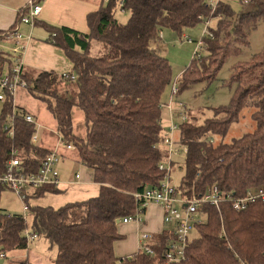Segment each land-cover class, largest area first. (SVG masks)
Instances as JSON below:
<instances>
[{
  "label": "trees",
  "instance_id": "16d2710c",
  "mask_svg": "<svg viewBox=\"0 0 264 264\" xmlns=\"http://www.w3.org/2000/svg\"><path fill=\"white\" fill-rule=\"evenodd\" d=\"M250 4L254 9L244 12L224 1L213 9L207 0H103L88 14L90 33L41 22L49 32L47 40L65 51L73 70L65 74L22 67L21 78L29 93L46 104L60 140L77 151L100 188L96 196L59 208L30 205L31 223L29 214L0 208V254L6 255L0 259H6L8 251L30 249L43 237L57 250L54 264H264V199L242 211L230 201L221 202L219 210L205 204L206 221L195 225L183 261H167L175 234L164 222L163 209L157 231L141 223L143 231L155 232L152 254L137 251L118 257L115 252V244L126 237L121 224L135 223H125L124 218L136 213L144 217L151 204L141 208L134 194L159 185L165 177L160 164L167 160L162 143L170 118L165 121L162 104L173 72L156 42L165 28L182 36L185 27L216 19L209 27L211 35L201 38V57L193 58L179 76V93L210 83L226 60L241 52L240 46H249V34L259 21L264 24V0ZM117 8L130 13L127 22L116 18ZM25 13L27 9L20 11L19 20ZM93 42L104 46L102 54H92ZM11 69L13 60L0 51V75ZM228 85L233 88L228 104L214 107L202 123L195 122L187 105L188 118L179 123L177 145L187 152L177 188L187 198L213 186L233 197L264 187V48L232 66ZM17 108L8 94L0 118V173L12 158L20 159L25 173H38L43 160L56 150L33 143L37 124L26 120L28 111ZM75 108L83 113L84 135L75 130ZM245 108L253 109L254 129L224 141ZM12 116L15 130L10 135L5 127ZM5 190L11 189L0 185V194ZM30 191L29 199L61 192L55 184ZM31 235L36 237L30 239ZM29 259L16 263L34 264Z\"/></svg>",
  "mask_w": 264,
  "mask_h": 264
},
{
  "label": "rangeland",
  "instance_id": "374dc122",
  "mask_svg": "<svg viewBox=\"0 0 264 264\" xmlns=\"http://www.w3.org/2000/svg\"><path fill=\"white\" fill-rule=\"evenodd\" d=\"M228 3L234 8V10L244 12L254 9V5L250 3H242L240 0H227ZM115 16L120 22H127L130 18V13L128 11H123L120 8H117L115 11ZM214 20L211 21V26H214ZM206 24L204 21L197 23L195 26L185 27L183 29L182 36H180L172 28H165L163 30L165 37L161 36V40L157 41V45L161 49L163 56L168 58L169 63L173 72V81H177V78L182 74L185 68L190 65L191 61L194 58L195 50L199 40L205 35ZM184 36V37H183ZM188 37V38H187ZM189 37L191 40H189ZM249 46H240L241 52L237 55H232L229 57L223 67L218 72L217 78L211 81L210 83H199L191 86L190 88L184 90L182 93H179L177 96H174V102L181 101L187 104L192 110V115L196 123H202L206 117L212 115V109L221 105H226L230 102L233 88H230L228 85V79L231 74L232 66L239 62L249 60L251 56L255 53L260 52L264 48V24L260 20L257 27L251 30L249 34ZM99 46V47H98ZM12 49H4L6 52H11ZM104 52V46L98 42H93L92 54L100 55ZM7 71H4V73ZM172 84L169 85L164 102L168 103L171 98ZM179 85V82H178ZM23 92V93H22ZM4 102L0 101V118L3 109ZM14 104L19 106L17 109L28 110L35 113L37 118V132L39 136L38 144H54L59 150L65 149L66 145L60 140V136L56 131V121L52 113L47 109L46 104L32 96L27 89H20L18 94L14 98ZM253 109L245 108L241 113V118L239 122H236L232 125L228 134L225 136L224 141L229 142L234 137H238L245 132L252 131L255 127V123L251 118V113ZM74 121H75V130L79 135H84L86 131V126L84 123L83 113L79 108H75L73 111ZM163 115L165 121H169V110L164 107ZM10 120V118H9ZM46 135V136H45ZM45 136V137H44ZM175 139L179 136V132H174ZM219 139H217L218 141ZM56 152H59L56 150ZM181 154L183 150H180ZM172 160L176 163L173 164V171L171 176V183L174 186H178L181 182V179L184 175V162L185 156L179 155L178 153L172 155ZM80 160L75 149L69 150L68 155L61 157L59 156V162L57 163V169L59 171L60 179L61 176L66 180H74V177L78 171L81 173ZM88 186L91 188L90 191L93 192L98 189L94 184L88 182ZM71 187V186H70ZM83 190V187H77L76 192ZM64 194V193H63ZM63 194H51L54 198H59L65 202L67 200L66 195ZM87 195V194H86ZM85 195V196H86ZM84 196V197H85ZM88 196H94L89 194ZM48 197V196H47ZM50 196L49 198H51ZM82 197V198H84ZM2 203L4 202V207L7 209L9 214H23V203L22 200L17 196V194L11 190H5L2 195ZM66 198V199H65ZM81 199V197H80ZM48 204V203H46ZM180 208V206L178 205ZM28 222L31 223V215H28ZM40 238H37L33 243L30 244V249H16L7 252V258L4 259L3 264H18L16 263L17 259H23L29 256V260L35 262L37 261L36 255H42L41 264H51L52 260H55V249L47 246V249L44 252L36 251L33 244L38 241ZM30 254V255H28Z\"/></svg>",
  "mask_w": 264,
  "mask_h": 264
},
{
  "label": "built area",
  "instance_id": "2783aa9c",
  "mask_svg": "<svg viewBox=\"0 0 264 264\" xmlns=\"http://www.w3.org/2000/svg\"><path fill=\"white\" fill-rule=\"evenodd\" d=\"M108 2L109 0H104ZM242 3H250L251 0H240ZM30 11L23 14L20 18L21 23H25L33 26L35 20L41 13L42 7L36 3L35 0L30 1ZM215 9L216 4H212ZM211 20L205 21V34H210L209 27ZM15 38L19 39L20 35L15 34ZM188 38V37H187ZM189 40H191L189 38ZM203 46V40L200 39L194 54V58H200V50ZM16 51V50H15ZM21 64H17L13 69L8 70L0 75V101L5 102L7 95H11L14 98L18 94L20 89H28V85L25 80L21 78ZM66 74V73H65ZM178 80V78L176 79ZM179 94L178 82L174 81L172 84L171 98L168 103L162 104V107H166L169 110L170 121L169 129L165 131L164 142L162 146L167 150V160L160 164V169L165 171V177L162 182L153 187L145 188L144 191L135 193L134 196L141 208L147 207L149 203L160 204L164 211V222L169 229L174 230L175 238L169 244L166 251V257L168 263H176L186 259V251L188 243L192 237V232L196 224H202L206 221L203 214V207L209 203L216 206L219 210L221 202L230 201L232 207L236 211H242L248 207V205L257 200L264 199V187L251 190L246 196L233 197L226 195L218 187H209L208 191L200 196H192L187 198L180 194L177 186L171 183V176L173 171L172 155L178 153L181 154V147L177 145V141L174 136V132L180 128V122H185L188 118L187 104L177 101L174 102V96ZM15 105V104H14ZM13 116L10 117L9 122L6 124V129L10 135L14 134L15 126ZM26 120L30 123L37 124L35 117L32 114L26 115ZM33 143L38 144L39 136L36 132L32 137ZM66 145V148L72 149L71 145ZM187 148H183L182 155H185ZM59 152H52L45 160H43L40 171L38 173H25L24 168L21 165L19 158H12L6 167L4 173H0V185H4L7 188L15 192L23 202L24 214L30 213L29 205V193L31 189L41 187L46 184H55L59 186L60 175L57 169V163L59 162ZM79 177V175H77ZM180 206V208L178 207ZM143 214L136 213L134 216L124 218L123 222H135L141 224L143 222ZM30 239H34L36 236H29ZM155 240V234L142 231L139 235L138 252H145L148 254L153 253V249L150 243ZM5 255L0 254V258Z\"/></svg>",
  "mask_w": 264,
  "mask_h": 264
},
{
  "label": "crops",
  "instance_id": "0c3cea01",
  "mask_svg": "<svg viewBox=\"0 0 264 264\" xmlns=\"http://www.w3.org/2000/svg\"><path fill=\"white\" fill-rule=\"evenodd\" d=\"M30 1L31 0H0V51L11 57L13 60V67L20 63L26 70H45L55 71L57 73L72 71L73 64L67 57L65 51L47 40L49 32L41 22H48L53 25L65 26L79 32L90 33V28L87 23L88 14L97 11L103 4V0H35L36 3L42 7V10L36 19V21L40 23H34L33 26L21 23L19 20L21 10L23 11V9H27V12L30 11ZM207 1L210 4H216L219 1L228 2L227 0ZM212 20H214V22L216 21V19ZM16 33L20 35L19 39L15 38ZM165 34L163 32L164 37ZM12 48L14 49L11 50V52H6L4 50ZM25 111L28 110L25 109ZM28 112L35 117V113L31 111ZM35 120H37L36 117ZM41 145L50 149L58 150L61 157L68 155L69 150L71 151V149L68 148L59 150L54 144L45 143ZM80 166L82 172L80 173L78 171L74 180L69 181L63 179L61 176L60 184L58 186L61 192L58 194L64 193L63 195H66L65 197H67V200H65V202L63 201L64 199L61 200L59 198H54L51 193H46L41 197L30 198L29 205L53 206L59 208L68 202L86 200L90 197L88 196L89 194L96 196L98 194H95L96 189L91 192L89 189L91 187L88 186V182L94 184V186L97 187L98 192L100 185L93 180V172L91 169L81 163ZM77 175H79V177H77ZM77 187H83V190L80 189L79 192H76L75 189H77ZM2 193L0 194V208L7 212L6 208L1 207L2 205H5L4 202L2 203ZM50 196L52 197L49 198ZM159 205L160 204L157 203L149 204L147 207V214L143 217L144 223L147 222L145 226L153 231H157L162 224L163 212L161 205ZM144 223L121 224V232L125 234L126 237L124 240H120L115 244V252L118 257L130 256L138 251L139 235L140 232L144 230ZM33 246L36 251L44 252L50 244L46 238L42 237L36 241ZM54 249L56 258L57 250L56 248ZM36 257L37 261L35 260V262H32L34 264H41L40 260L43 256L36 255ZM51 264H54V260H52ZM118 264L120 263L118 262Z\"/></svg>",
  "mask_w": 264,
  "mask_h": 264
},
{
  "label": "water",
  "instance_id": "95a60500",
  "mask_svg": "<svg viewBox=\"0 0 264 264\" xmlns=\"http://www.w3.org/2000/svg\"><path fill=\"white\" fill-rule=\"evenodd\" d=\"M3 263H4V260H3V259H1V260H0V264H3Z\"/></svg>",
  "mask_w": 264,
  "mask_h": 264
}]
</instances>
